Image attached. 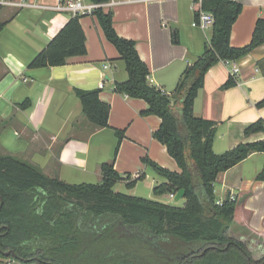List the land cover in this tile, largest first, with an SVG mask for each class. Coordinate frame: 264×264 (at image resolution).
<instances>
[{"label":"crops","instance_id":"crops-1","mask_svg":"<svg viewBox=\"0 0 264 264\" xmlns=\"http://www.w3.org/2000/svg\"><path fill=\"white\" fill-rule=\"evenodd\" d=\"M59 1L10 0L0 9V21L6 23L0 33V151L69 183H99L102 164L114 162L124 177L127 173L132 179L144 175L133 189L151 177L146 191L154 193V187L166 180L156 178L158 174L145 157L170 170L180 168L154 137L161 118L142 115L148 106L145 100L115 90V83L126 81L128 72L97 17L80 19L86 34V55L70 57L61 66L28 67L72 17L49 9ZM237 1L243 9L232 27L230 41L241 47L251 41L256 21L264 17V0ZM197 5L196 0H133L104 9L113 12L117 33L136 41L139 55L150 69L149 82L167 94L173 95L181 74L203 53L211 38L212 26L203 29L194 25ZM106 63L109 68L104 67ZM237 63L240 72L235 86L223 88L231 70L219 61L206 73L194 101L196 116L221 122L214 141L218 154L241 143L264 140V132L244 134L248 125L264 119V105L258 106L264 100V44ZM75 87L100 89L101 99L111 106L108 127H95L84 118ZM26 100L31 104L22 108ZM115 129L125 130L120 143ZM263 168L264 152H254L220 173L214 183L219 201L227 199L229 193L239 200L234 233L239 237L252 235L262 242L264 179L258 176Z\"/></svg>","mask_w":264,"mask_h":264},{"label":"trees","instance_id":"trees-1","mask_svg":"<svg viewBox=\"0 0 264 264\" xmlns=\"http://www.w3.org/2000/svg\"><path fill=\"white\" fill-rule=\"evenodd\" d=\"M97 3L108 0H92ZM2 6L0 5V9ZM243 9L237 0H203L200 10L214 16L211 38L203 53L181 74L173 95L149 82L150 69L136 48V41L120 36L113 24V12L95 13L105 37L126 64L128 79L116 82L115 90L147 102L142 115L161 118L154 137L162 142L180 170H170L148 157L144 161L166 181L157 184L155 195L185 190L183 207L115 191L118 181L132 188L141 174L124 177L114 162L101 166L99 183H69L50 177L32 163L0 152V250L13 249L18 262L36 257L53 264H264V255L255 258L244 237L233 236L237 198L218 203L214 183L254 152H264V140L241 143L223 153L214 151L220 121L196 116L194 101L204 86L208 70L219 61L238 60L264 44V17L256 21L251 41L241 47L231 44L232 27ZM81 17H71L61 30L29 63L30 69L65 65L70 57L87 54L86 34ZM6 23L0 21V33ZM231 75L223 88L235 86ZM80 99L84 118L95 127H108L111 106L100 97V89L73 88ZM26 100L21 104L27 108ZM264 100L258 103L263 106ZM264 132V119L248 125L245 135ZM119 143L124 129H115ZM119 144L116 147V153ZM264 179V168L260 175ZM98 218L94 239L77 227V219ZM115 217V218H112ZM135 225L159 236L158 244L137 237H122L113 220ZM98 230V229H97ZM92 250V253L90 252ZM162 250L172 261L162 262Z\"/></svg>","mask_w":264,"mask_h":264},{"label":"built area","instance_id":"built-area-1","mask_svg":"<svg viewBox=\"0 0 264 264\" xmlns=\"http://www.w3.org/2000/svg\"><path fill=\"white\" fill-rule=\"evenodd\" d=\"M133 0H108L106 2L97 3L92 0H60L56 6L50 7L49 9H53L56 11H64L68 12L72 17H83L88 15H95L98 9H105L107 7H112L117 4L131 2ZM199 5L203 0H196ZM10 4V0H0V5ZM214 24V16L211 13L200 10L198 20H195L194 25L201 27L203 29L213 26ZM227 66L230 67L231 75L237 76L240 72V66L237 63V60H226L224 61ZM105 68H109L110 64L106 63L104 65ZM103 83H101V87H103ZM175 193L171 194V197L174 198ZM222 201H218L221 203Z\"/></svg>","mask_w":264,"mask_h":264},{"label":"flooded vegetation","instance_id":"flooded-vegetation-1","mask_svg":"<svg viewBox=\"0 0 264 264\" xmlns=\"http://www.w3.org/2000/svg\"><path fill=\"white\" fill-rule=\"evenodd\" d=\"M112 218H115V217H112ZM113 221H114L113 222L114 230L116 231V233H119L120 236L137 237V238L142 239L146 243H152V244L157 243L158 244L159 236L157 237V235H154L150 232L147 233L145 230H143L142 228L138 226L128 225L124 223L123 221H120L119 219H114ZM97 222H99L98 218H94L93 216L92 217L90 216V218H85L83 214H80V216L77 219V227H79L83 231V233L85 232L89 234L90 238L94 239L95 231H98L99 233V230H102V228L104 229V225H101V224L97 225ZM263 249H264V244L259 246L257 251L260 252ZM11 250L14 251L13 249ZM7 251H10V250H6V251L0 250L1 253L7 252ZM90 252L92 253V250H90ZM15 255L11 253L9 256H13V258H18L16 252H15ZM158 256H160V260L162 259V262L172 261V259L169 258L168 253L165 250H162V252L158 254ZM19 259L20 260L18 262L15 261L18 264H53L52 262H47L46 260L40 259L38 257H36L35 260L32 258L30 259L19 258Z\"/></svg>","mask_w":264,"mask_h":264},{"label":"rangeland","instance_id":"rangeland-1","mask_svg":"<svg viewBox=\"0 0 264 264\" xmlns=\"http://www.w3.org/2000/svg\"><path fill=\"white\" fill-rule=\"evenodd\" d=\"M66 14L71 16L68 12H66ZM157 177L159 178V175H156V178ZM160 178H162V177L160 176ZM151 180H152L151 177H149V179H147V181L143 180V182L139 183L135 189H133V187L127 188L126 182H124V181H118L113 189L115 191L122 192V193H125L128 195H137V196L145 197V198H147V197L151 198L152 197L151 199H155V200H158V201H161L163 203H167V204H170L173 206H178V207L184 206L185 199H182V200L176 202L174 200V198L168 196V193L159 196V195H155L154 193L146 191L147 190L146 182H150ZM79 183H81V182H79ZM87 183H95V182H87ZM132 193H135V194H132ZM148 193H150V194H148ZM233 236L236 237V236H238V234L233 233ZM243 240L248 244V246L252 250L255 258H260L261 256L264 255V249L261 250L260 252L257 251L259 246L263 245L264 242H262L261 240H259L257 238H254L252 235H248V234L245 235ZM1 264H18V263L13 262L11 260H7V259H1Z\"/></svg>","mask_w":264,"mask_h":264},{"label":"water","instance_id":"water-1","mask_svg":"<svg viewBox=\"0 0 264 264\" xmlns=\"http://www.w3.org/2000/svg\"><path fill=\"white\" fill-rule=\"evenodd\" d=\"M184 195H185V190L184 189H180L178 190L176 193H175V196H174V200L177 202V201H180L182 199H184ZM231 198V193H229L227 199L229 200ZM5 256H9L11 253H13L15 255V252L10 250V251H7V252H2ZM16 256V255H15Z\"/></svg>","mask_w":264,"mask_h":264}]
</instances>
